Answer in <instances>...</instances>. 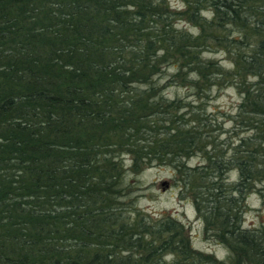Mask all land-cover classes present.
Returning <instances> with one entry per match:
<instances>
[{"label":"trees","instance_id":"1","mask_svg":"<svg viewBox=\"0 0 264 264\" xmlns=\"http://www.w3.org/2000/svg\"><path fill=\"white\" fill-rule=\"evenodd\" d=\"M179 1L0 0V264H264V226L242 227L264 194V0ZM156 166L222 260L136 209L125 178Z\"/></svg>","mask_w":264,"mask_h":264},{"label":"rangeland","instance_id":"2","mask_svg":"<svg viewBox=\"0 0 264 264\" xmlns=\"http://www.w3.org/2000/svg\"><path fill=\"white\" fill-rule=\"evenodd\" d=\"M171 9H182L183 5L179 0H167ZM178 26L188 28L185 22H177ZM206 57L222 58L220 53H204ZM214 58V59H215ZM172 68H168V73ZM168 95H183L182 89H169ZM239 96L231 87H226L217 92L213 91L212 98L208 102L207 111L214 116H218V121H222L226 113H234L239 102ZM226 118V117H225ZM225 129L231 128V123L225 121ZM199 160L197 157L190 158L187 162L194 165ZM233 177L235 173H232ZM126 181L134 179L135 187L134 204L140 213L148 214L152 219H158L162 215H169L184 224L186 234L190 240L192 248L204 254H210L217 260L225 257L222 247L215 245L211 241L204 240L202 236V221L195 213L193 204L189 200L181 199L178 195V187L173 180V170L168 166L149 167L131 178L126 176ZM264 226V194L251 192L244 199V212L242 214V227L253 229Z\"/></svg>","mask_w":264,"mask_h":264}]
</instances>
